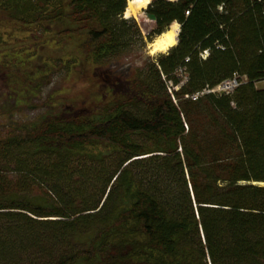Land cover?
<instances>
[{
  "label": "trees",
  "instance_id": "16d2710c",
  "mask_svg": "<svg viewBox=\"0 0 264 264\" xmlns=\"http://www.w3.org/2000/svg\"><path fill=\"white\" fill-rule=\"evenodd\" d=\"M129 1L0 0V27L98 64L141 35ZM146 13L149 37L180 32L138 95L0 135V264H264V0H153ZM234 76L232 94L191 99ZM46 244L60 249L42 256Z\"/></svg>",
  "mask_w": 264,
  "mask_h": 264
},
{
  "label": "rangeland",
  "instance_id": "374dc122",
  "mask_svg": "<svg viewBox=\"0 0 264 264\" xmlns=\"http://www.w3.org/2000/svg\"><path fill=\"white\" fill-rule=\"evenodd\" d=\"M147 8L133 17L141 35L130 41L123 55L88 65H80L82 57L71 42H44L40 32L4 21L0 27V135L41 119L91 113L113 96L138 95L136 85L149 74L150 64L159 54L169 51L153 52L158 36L149 37L156 24L146 13ZM178 79L180 86L186 83L183 71L178 72ZM165 84L172 94V84ZM256 87L264 89V81L256 83ZM133 111L144 115L147 109L141 103ZM59 249L46 244L42 256L55 254ZM43 257L10 260L9 264H46L48 258Z\"/></svg>",
  "mask_w": 264,
  "mask_h": 264
},
{
  "label": "bare ground",
  "instance_id": "6f19581e",
  "mask_svg": "<svg viewBox=\"0 0 264 264\" xmlns=\"http://www.w3.org/2000/svg\"><path fill=\"white\" fill-rule=\"evenodd\" d=\"M150 2L151 0H130L124 17L129 19L138 16L143 9L149 6ZM179 32L180 26L178 24L172 25L167 32L155 39L152 45L153 52H166L176 46Z\"/></svg>",
  "mask_w": 264,
  "mask_h": 264
},
{
  "label": "built area",
  "instance_id": "2783aa9c",
  "mask_svg": "<svg viewBox=\"0 0 264 264\" xmlns=\"http://www.w3.org/2000/svg\"><path fill=\"white\" fill-rule=\"evenodd\" d=\"M207 55V52H205L202 55V58H205V56ZM242 84V82L240 81V78L237 76H234L232 79L224 81L223 83H221L220 85H218L217 87H215L214 89H206L201 93L195 94L191 97V99L193 101H197L200 97L204 96L205 94H225V95H229L232 94L240 85ZM186 98H188V96H186Z\"/></svg>",
  "mask_w": 264,
  "mask_h": 264
},
{
  "label": "water",
  "instance_id": "95a60500",
  "mask_svg": "<svg viewBox=\"0 0 264 264\" xmlns=\"http://www.w3.org/2000/svg\"><path fill=\"white\" fill-rule=\"evenodd\" d=\"M179 36V35H178ZM177 43H178V38H177ZM177 45V44H176Z\"/></svg>",
  "mask_w": 264,
  "mask_h": 264
}]
</instances>
